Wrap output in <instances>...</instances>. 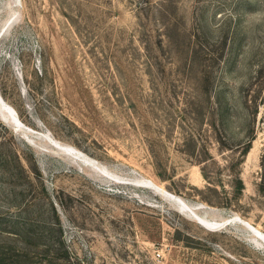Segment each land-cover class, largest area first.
<instances>
[{"label": "rangeland", "instance_id": "rangeland-1", "mask_svg": "<svg viewBox=\"0 0 264 264\" xmlns=\"http://www.w3.org/2000/svg\"><path fill=\"white\" fill-rule=\"evenodd\" d=\"M0 99V264H264V0H0Z\"/></svg>", "mask_w": 264, "mask_h": 264}, {"label": "bare ground", "instance_id": "bare-ground-1", "mask_svg": "<svg viewBox=\"0 0 264 264\" xmlns=\"http://www.w3.org/2000/svg\"><path fill=\"white\" fill-rule=\"evenodd\" d=\"M0 111H2V113H3V115L5 116V117H8V116H12L11 114H10V112H13L12 110H11V108L6 104V103H4L3 102V100L2 99H0ZM3 117V116H2ZM5 121H6V119H5ZM6 122H8V121H6ZM9 123V122H8ZM39 140V139H38ZM147 183H148V185L149 186H154V183L152 182V181H147ZM149 186H147V187H149ZM157 187V186H156ZM155 188V187H154ZM159 188V187H158ZM153 189V188H152ZM158 192V191H157ZM160 192V191H159ZM243 223V227H245L250 233H252V236L254 235L256 238H258L259 240L260 239H262V234L259 232V231H257V230H255L254 228H252L248 223H245L244 221L242 222ZM258 239H257V241H258ZM254 240V239H253ZM261 241V240H260Z\"/></svg>", "mask_w": 264, "mask_h": 264}, {"label": "trees", "instance_id": "trees-1", "mask_svg": "<svg viewBox=\"0 0 264 264\" xmlns=\"http://www.w3.org/2000/svg\"><path fill=\"white\" fill-rule=\"evenodd\" d=\"M0 130H4L3 127L0 125ZM5 131V130H4ZM8 142H10V138L9 137H3V138H0V149L5 145V144H8ZM9 158V155L7 154H4L2 152H0V161L2 162H6L7 159ZM2 216H4V214H0ZM5 234H11V231H4ZM4 254V252L1 250L0 251V255Z\"/></svg>", "mask_w": 264, "mask_h": 264}]
</instances>
